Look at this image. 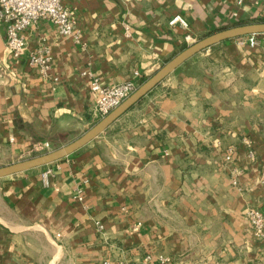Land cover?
Returning <instances> with one entry per match:
<instances>
[{"label":"crops","instance_id":"obj_1","mask_svg":"<svg viewBox=\"0 0 264 264\" xmlns=\"http://www.w3.org/2000/svg\"><path fill=\"white\" fill-rule=\"evenodd\" d=\"M61 5L75 36L40 20L17 62L0 24V167L89 129L92 79L141 83L188 46L186 34L197 41L264 19V2L253 0ZM176 15L187 30L168 26ZM239 39L184 62L69 156L0 178V264H264V233L255 236L246 217L252 209L264 217V46ZM41 47L50 57L45 75L26 61Z\"/></svg>","mask_w":264,"mask_h":264},{"label":"built area","instance_id":"obj_2","mask_svg":"<svg viewBox=\"0 0 264 264\" xmlns=\"http://www.w3.org/2000/svg\"><path fill=\"white\" fill-rule=\"evenodd\" d=\"M244 0H234L238 5ZM255 2H264V0H253ZM40 20H48L56 30L59 36H75L71 14L68 9L61 5V0H0V24L5 30V47L9 56L14 61H20L25 57V32ZM170 28L179 27L187 30L188 26L185 20L180 16H173L168 21ZM184 41L189 45L195 40L189 35L184 36ZM239 44L243 47L257 48L264 46V36L250 35L239 39ZM29 68H36L41 75H45L49 68L50 57L48 50L41 47L38 50L28 54L26 57ZM133 75L138 77L137 72ZM140 85L135 80L125 81L117 85H103L98 79L94 78L90 82V92L93 97V103L90 114L94 123L106 116L113 109L120 105L136 88ZM12 141V139H10ZM228 150V160L232 154ZM50 171L45 170L40 174L42 186L50 185ZM83 192L77 189L75 198L82 201ZM246 217L250 223L252 232L255 236H262L264 233V217L256 209L250 210ZM97 229L102 230V226L96 223ZM139 224H136L132 231H137ZM162 261H168L162 258ZM100 264H111L108 259H103Z\"/></svg>","mask_w":264,"mask_h":264},{"label":"water","instance_id":"obj_3","mask_svg":"<svg viewBox=\"0 0 264 264\" xmlns=\"http://www.w3.org/2000/svg\"><path fill=\"white\" fill-rule=\"evenodd\" d=\"M250 35H264V22L236 25L230 28L215 31L198 39L193 44L186 46L183 50L179 51L171 59L166 61L150 77L141 82L136 90L124 101H122L119 106L95 122L77 139L50 152L0 167V178L28 171L33 168L42 167L69 156L103 133L109 126H111L134 105L139 103L144 96L153 90L168 75L179 68L184 62L213 45L223 41Z\"/></svg>","mask_w":264,"mask_h":264},{"label":"trees","instance_id":"obj_4","mask_svg":"<svg viewBox=\"0 0 264 264\" xmlns=\"http://www.w3.org/2000/svg\"><path fill=\"white\" fill-rule=\"evenodd\" d=\"M252 23L253 22H264V19H259V20H256V21H251ZM251 22H247V21H244V22H240V23H238V25H240V24H246V23H251ZM256 36H259V37H261V36H264V35H256ZM186 47V45H183V46H181V48L179 49V51H181V50H183L184 48ZM144 81V80H143Z\"/></svg>","mask_w":264,"mask_h":264}]
</instances>
